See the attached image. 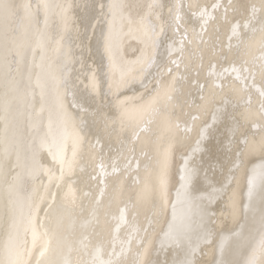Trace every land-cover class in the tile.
<instances>
[{
  "label": "snow or ice",
  "instance_id": "snow-or-ice-1",
  "mask_svg": "<svg viewBox=\"0 0 264 264\" xmlns=\"http://www.w3.org/2000/svg\"><path fill=\"white\" fill-rule=\"evenodd\" d=\"M73 7L0 0V264H264V0H92L80 17V38L94 44L106 89L93 73L91 92L77 96L73 83L46 73L43 64L35 83L31 70L25 83L18 78L25 50L21 37L35 33L43 49L41 13L46 26L47 16L57 9L67 28ZM209 21L228 26L226 46L211 37L205 40L194 29L189 39L185 25L199 22L201 32H207ZM133 32L143 49L133 48L141 56L125 61L122 38ZM197 39L196 51L186 57V44ZM160 48L167 61L163 55L157 59ZM32 55L34 61L38 53L32 49ZM147 77L155 81L151 88ZM50 89L55 103L48 107L45 126L42 114ZM29 99L40 104V113L33 124L35 146L22 161L9 130L14 108ZM113 135L124 136L122 147L139 144L138 155L133 147L122 165L111 163L113 172L133 179L127 189L108 194L105 185L99 198L85 193L91 195L92 209L91 220L82 227L90 231L78 243L70 241L60 234L59 222L40 219L42 212L46 218L50 214L30 185L39 179L51 200L61 194L76 204L78 197L65 177L81 167L89 137L99 144ZM49 158L52 167L46 168ZM100 172L105 173L103 157ZM113 204L120 222L131 218L125 240L98 227L101 217L116 219ZM221 204L225 210L218 211Z\"/></svg>",
  "mask_w": 264,
  "mask_h": 264
},
{
  "label": "bare ground",
  "instance_id": "bare-ground-1",
  "mask_svg": "<svg viewBox=\"0 0 264 264\" xmlns=\"http://www.w3.org/2000/svg\"><path fill=\"white\" fill-rule=\"evenodd\" d=\"M50 4H72L74 7L70 9V15L72 19L69 20L67 28H65L64 23L61 21L59 11L53 9L47 16V25L45 26V18L43 13L40 17V31L45 34V43L43 49L37 46L39 37L33 33L26 40L21 37V43L25 45L24 50V59L21 60L19 64L20 72L18 73V78H22L23 81L27 82V77L29 70H31L33 76V83H35L36 74L40 73V65L43 64L44 71L50 73L56 77H64L69 82L73 83L77 89L76 95L79 96L81 93L91 92L92 89V79L93 73H95V79L102 87L106 89V85L103 84L100 67L95 55V46L94 44H88L86 41L82 43L80 35L83 32V25L80 23V17L85 10V5L92 3V0H46ZM161 3L172 4L176 0H160ZM185 4H212L214 0H183ZM221 3H225V0H220ZM233 3H239L241 0H232ZM250 2V0H249ZM79 6V7H76ZM98 11V10H97ZM217 13L223 15V10L218 9ZM215 14V13H214ZM229 18L232 17L231 11L228 13ZM196 20L197 18H193ZM189 30V39L193 38V29L195 34L202 35L205 40H208L211 37L213 42H219L220 44L227 45L228 35L230 34L229 28L223 22H220L217 25H213L211 21L205 27L207 32H201L200 23H188L185 25ZM215 29L217 30H214ZM171 35V33H169ZM123 42L121 44V55L125 61H131L138 59L141 56L140 51L133 53L132 49H143V44L140 43V38L137 33L133 32L131 34L125 35L122 38ZM199 43V40H195L194 44L185 46V56L188 57L196 51L195 45ZM233 43H235V38H233ZM86 48H91L92 52L89 53ZM32 49L35 50L38 55L33 61ZM163 55L164 61L168 60L166 54H164V49L160 48L157 50V59L159 60ZM43 56V61L41 60ZM172 58H176V53L173 52ZM107 60H105V71H107ZM171 66V65H169ZM174 67V66H172ZM153 74L155 75V69H152ZM184 67L181 66L180 74H184ZM148 80H152V77H147ZM219 83V82H218ZM155 84V81L152 80V83L149 84L151 88ZM139 89V84L134 86ZM127 91V90H122ZM4 92V82L3 77L0 75V97L3 96ZM128 95H132L131 91L127 92ZM55 90L50 89L47 101L45 103V111L42 114L44 119L45 126L47 125V116H48V107L50 105L54 106L55 103ZM37 97V101H38ZM71 99V96L68 95L65 97V104L67 105L68 101ZM194 99H197L194 96ZM71 110V109H69ZM189 109H185V112ZM40 113V104L38 102L29 101L21 103L18 107L14 108L15 120L10 125L9 135L13 137L18 143L19 152L21 160L30 158L32 148L35 146L33 138L35 137V131L33 129V124L37 119V114ZM2 125V121H0ZM3 137V128L0 127V140ZM89 145L84 147V159L81 162V167L74 169L71 173V176L65 177L73 191L78 197L76 204H70L66 199H63L61 194H58L60 198L56 201L51 200L47 193L43 190V187L40 184V180L36 179L30 185L31 189H35L32 192V195L36 197H43V202H41V208L43 211L48 212L50 215L46 218L41 213L40 219L45 222H51L60 224V234L66 237L70 241H75L78 243L79 239L82 238L81 234L90 231L85 229L82 225L86 221L91 220V195H85V193L94 194L99 198V189L104 188L105 193H112L113 189L116 188H125L127 189L130 186V181L133 179L130 175H121L120 171L113 172L111 169V163L113 160L117 161L122 165L123 157H130V149L133 147L136 148V155L139 154V144L136 141H131L123 145L122 141L124 136L121 135L119 138L116 135H113L111 139L108 138L102 139L99 144H96V138L89 137ZM215 144V141H213ZM43 153L40 156L41 163L43 161ZM103 157V165L105 168V173L100 172V161ZM207 160V157H204ZM13 163L15 162V157H13ZM44 167H52V164H44ZM44 184H47V179L44 178ZM134 187V186H133ZM52 191H56L52 189ZM67 192V188L64 189ZM125 193V197L126 198ZM3 198V186L0 185V206H2ZM245 202L247 201L246 189L244 193ZM51 204L52 207L49 208L46 205ZM122 206V205H121ZM225 210V205L221 204L218 211ZM113 215L116 219L108 217L105 220L101 217V222L98 227L106 228L114 236H118L120 240L127 239L131 223V218L126 217L124 222H120L119 212L117 211L116 204H113L112 207ZM227 216V211H225ZM0 227H2V219H0ZM117 227L119 232L116 231ZM161 259L164 257L161 256ZM210 259V257H207Z\"/></svg>",
  "mask_w": 264,
  "mask_h": 264
}]
</instances>
